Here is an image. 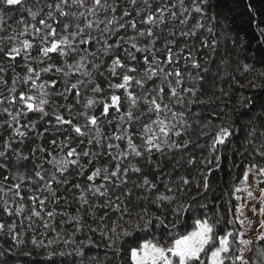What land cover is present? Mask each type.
<instances>
[{
  "label": "trees",
  "instance_id": "16d2710c",
  "mask_svg": "<svg viewBox=\"0 0 264 264\" xmlns=\"http://www.w3.org/2000/svg\"><path fill=\"white\" fill-rule=\"evenodd\" d=\"M262 33L264 0H0V264H133L131 248L169 243L156 217L178 218L176 238L197 220L233 233L237 264L249 166L264 189ZM141 218L154 226L108 246ZM248 247V264H264V239Z\"/></svg>",
  "mask_w": 264,
  "mask_h": 264
},
{
  "label": "snow or ice",
  "instance_id": "6c2138e0",
  "mask_svg": "<svg viewBox=\"0 0 264 264\" xmlns=\"http://www.w3.org/2000/svg\"><path fill=\"white\" fill-rule=\"evenodd\" d=\"M20 0H6L7 4H18ZM63 3H67V0H62ZM100 0H95L96 4H99ZM202 3H205L206 0H201ZM73 3H79L83 4V0H73ZM51 7V6H49ZM57 8H60L61 5L57 4ZM198 11L201 9L198 7ZM30 15L35 18L36 13L29 12ZM62 16L67 15L63 11L60 13ZM51 15V13H49ZM75 15V14H74ZM81 16L84 15V13H80ZM41 24H43L46 28H49V35L55 36L56 30L52 29L50 25L46 24L44 20L40 21ZM88 27H91V22L88 23ZM70 27L69 24L64 25V29L67 30ZM79 28V25H77ZM39 31V29H37ZM82 32L83 29H80ZM78 33H73V35H76ZM264 34V33H262ZM47 38V37H46ZM59 43H68V38L64 37ZM58 43L53 42L51 45V48H45L43 51L45 55H47L48 52L55 51L58 49ZM31 44L25 40L23 42V48L27 49L30 48ZM12 53L19 54V49H12V51L9 53L11 56ZM114 63H119V61H115ZM47 70V69H46ZM31 71V69H29ZM155 71V70H154ZM178 75V73H177ZM131 80V77L125 76L124 81L125 84ZM35 87L36 85L33 84ZM75 87V86H73ZM115 87H124V85H116ZM190 91V90H187ZM173 94H175V90H173ZM245 98H241V102L243 103ZM20 100L24 102L29 110H33L34 108L43 111V105L47 102L44 99H40L38 105H34L33 103H29L28 101L35 100V97H25L23 93L20 94ZM112 104L117 105L119 98L117 96L111 97ZM135 101H133L134 103ZM153 104H155V101H152ZM159 105H156V110H159ZM152 111V109H149ZM108 111V106L105 105L104 112L106 113ZM131 115V113H129ZM58 119H62L59 118ZM90 122L92 124L96 123V117H91ZM65 123H71V121H66ZM160 132L166 137L168 135L169 128L163 123V121L160 122ZM75 131L77 133L81 132V129L79 127L75 128ZM23 135V134H21ZM230 135L228 128H222L220 132L216 134V139L212 145L213 149L217 146V144H222L224 142V139L227 138ZM157 138L155 136L149 137L147 140V143L149 145V151L152 148H156L159 150L160 143L155 142ZM130 147H133L130 143ZM133 151L137 156L140 155L138 151H135V148L133 147ZM2 155V154H0ZM69 155H72V153H69ZM125 173H127L128 169L125 168L123 170ZM133 171L139 172L140 169L133 166ZM261 172H264V169L260 170ZM98 174V173H97ZM39 175V173H37ZM95 175V174H94ZM113 175H116V173H113ZM247 176V174H246ZM89 179H92V177H89ZM184 183H187L185 180ZM145 185H149L150 181L145 178L144 180ZM154 187V186H153ZM205 188L208 187L207 181L205 180ZM264 191V190H262ZM251 195V193H249ZM158 199L162 200H170L171 197L168 196H161L158 197ZM185 206L181 205L179 210H183ZM262 212H264V208L261 209ZM156 224L159 225L161 228H167V230L163 233V236H166L169 243L168 244H162L160 241H145L141 244H139L137 247H133L130 249V256L131 260L133 261V264H226V260L230 259L228 256V253L230 252V240L229 237L233 236V233L229 232L224 236L217 237L214 233V226L208 222V220H197L195 222V230L191 231L185 235H180L179 238L174 237L171 235V232L174 231L177 227L178 218L176 220H172L170 222L166 223L165 219H162L160 217H156ZM262 226H264V221L261 222ZM154 226L153 221L151 219H144L141 218V221H134L131 223V229H122L121 233L116 235V238L112 240V242L108 245L109 247H116V250L119 251V247L117 245L121 241L122 237H129L132 235L133 231L136 230H145L150 227ZM113 232H115V229H113ZM261 239H264V235L261 236ZM218 241V246H217ZM91 241H89L90 243ZM241 244H248L250 243L247 240H240ZM210 253V256H209ZM202 255L204 257H208V260L202 259ZM237 259H242V257H237Z\"/></svg>",
  "mask_w": 264,
  "mask_h": 264
},
{
  "label": "rangeland",
  "instance_id": "374dc122",
  "mask_svg": "<svg viewBox=\"0 0 264 264\" xmlns=\"http://www.w3.org/2000/svg\"><path fill=\"white\" fill-rule=\"evenodd\" d=\"M256 176L254 167L249 166L244 174L243 184L235 189L237 199L236 220L240 229L238 242L241 245L236 259L242 257V259H237V264H248L249 262L247 255L249 243L241 244L240 240H247L252 243L261 238L264 233V226L261 224L264 221V212L261 211L264 208V191H262L264 189L258 186ZM194 230L195 227L191 231ZM202 259L208 260V257L202 255Z\"/></svg>",
  "mask_w": 264,
  "mask_h": 264
}]
</instances>
